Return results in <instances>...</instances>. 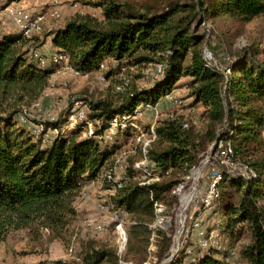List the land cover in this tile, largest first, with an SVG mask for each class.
Masks as SVG:
<instances>
[{
    "label": "trees",
    "instance_id": "16d2710c",
    "mask_svg": "<svg viewBox=\"0 0 264 264\" xmlns=\"http://www.w3.org/2000/svg\"><path fill=\"white\" fill-rule=\"evenodd\" d=\"M18 1L23 0H0V10ZM84 4L100 9L102 20L84 16L66 22L64 27L50 34L57 49L55 54L66 55L69 66L82 74L99 71L110 59L118 69L124 68L126 63H158L164 66L162 76L150 89L134 88L119 96L118 104L85 102L87 121L93 122L95 127L93 137L83 136L86 122L44 144L40 136L20 126L15 118L16 110L0 115V244L9 235V227L29 229L38 223L60 235L76 215L73 204L85 184L97 181L102 171L115 163L118 146H101L106 130L116 121L118 132L128 135L131 118L138 108L155 107L183 78L189 79L186 85L190 96L194 103L203 106L204 115L225 126L219 141L229 147L234 158L243 155L246 148L264 143V66L242 61L231 67L232 72L226 78L205 61L202 37L194 29L201 15L252 21L264 16V0H191L183 4L169 1L164 10L149 8L145 11L117 0H84ZM35 36L31 43L19 31L0 33V96L22 92L34 97L48 85L59 64L42 65L31 56V49L39 51ZM72 108L62 121L44 127L65 126ZM155 135L159 147L149 151L148 159L161 170V177L172 173L187 176L213 143L208 138L202 139L200 157L196 161L195 134L178 119L161 122ZM245 166L253 170L256 177L246 181L243 177L222 175L217 183L219 198L216 202L220 203L221 220L214 229L233 245L241 233L237 226L247 224L253 243L242 252L245 264H264L263 165L249 163ZM167 171L169 173L165 174ZM134 175L132 170L127 171L126 187L115 196L114 204L137 222L133 231L142 240L148 232L147 221L155 217V205L173 193L179 182L142 185ZM232 188L238 198L235 202ZM108 254L96 251L85 257L76 254V257L80 262L84 259L91 264H101ZM226 256L227 251L212 248L210 253L206 252L190 264H228ZM184 261L182 253L171 264H184Z\"/></svg>",
    "mask_w": 264,
    "mask_h": 264
},
{
    "label": "rangeland",
    "instance_id": "374dc122",
    "mask_svg": "<svg viewBox=\"0 0 264 264\" xmlns=\"http://www.w3.org/2000/svg\"><path fill=\"white\" fill-rule=\"evenodd\" d=\"M117 1L128 2L137 10L145 11L149 8L164 10L169 1L183 4L191 0ZM20 7L44 17L41 30L35 34V38L39 52L47 59L57 52L50 34L64 27L66 22L84 16L102 20L101 10L85 5L84 0H29ZM53 10L59 12V18L51 16ZM5 19L0 13L1 26V20ZM194 29L202 37L201 48L205 61L226 78L232 72L231 67L242 61L264 66V16L249 22H237L226 17L204 18L201 15ZM6 31L18 32V29L13 23L9 24ZM66 65L67 62H61L55 67L48 85L34 97L22 92H14L6 97L1 95L0 115L16 110L15 118L20 121L19 114L27 110V119L20 121V126L37 136L35 130L41 125L62 121L72 107L75 111L76 101L82 100L88 104L113 101L118 104L119 96L129 90L150 89L154 81L162 76L164 68L163 65L151 62L140 65L126 63L124 68L118 69L119 66L109 59L99 71L77 75L74 69L66 68ZM188 81V78L178 81L173 91L155 107L140 106L139 113L132 119L134 125H130L128 135L118 132L116 126L107 129L103 135L106 139L101 143L102 148L117 145L119 151L115 161L121 155L124 160L116 170L119 176L124 175V172L127 175V171L132 170L134 179L139 183L179 182L173 193L155 205V217L147 221L148 232L143 235L144 240L133 231L137 222L114 204V183L104 180L113 165L110 169H104L97 181L85 184L73 204L76 215L60 235L57 236L51 229L38 223L29 229L13 230L9 227V235L0 244V264H91L84 259L76 263L69 255L71 247L83 257L96 251L108 252V257L101 264H171L182 253L185 254L184 264H190L205 254L208 250L201 247L200 240L207 237L210 231L217 230L214 228L219 226L221 220L220 203L215 201L209 208L201 203L217 178L215 173L243 177L249 181L251 169L245 165L262 163L261 173L264 178V143L246 148L243 155L235 158L230 155L227 146L221 144L218 147L217 141L226 128L208 119L204 115L203 106L194 103L186 85ZM35 102L40 103L38 109H32ZM170 119H178L184 127L188 125L186 129L193 130L197 145L196 161L200 157L202 139L208 138L213 142L202 153L198 166L193 167L187 176L172 173L171 176L161 177V170L148 159L149 151L159 147L155 129L161 122ZM94 131L93 122L83 125L84 137H93ZM230 191L234 195L233 201H237L235 189ZM119 224L126 232L124 244L119 237ZM237 230L241 233L233 245L226 241L224 234L218 236L217 241L221 245L219 250L235 248L236 257L233 260L245 264L247 261L242 252L253 243V236L247 224L237 226ZM160 254H163L162 259Z\"/></svg>",
    "mask_w": 264,
    "mask_h": 264
},
{
    "label": "built area",
    "instance_id": "2783aa9c",
    "mask_svg": "<svg viewBox=\"0 0 264 264\" xmlns=\"http://www.w3.org/2000/svg\"><path fill=\"white\" fill-rule=\"evenodd\" d=\"M5 12L11 17L14 25L18 29L19 32L22 33V35L29 40L31 43H33V38L35 34H37L41 30V26L44 22V17L39 14H31L28 11H26L24 8L17 6V5H10L5 8ZM51 16L55 18H59L60 14L59 12L53 10L51 12ZM31 56L38 61L42 65H48L50 63L54 64H60L61 62H67L68 65H66V68H70L73 70L72 67L69 66V59L64 54H53L51 58L47 59V57L43 56L38 50L31 49L30 52ZM75 74L79 75V72L75 71ZM85 103L82 100H78L74 104L75 111L73 110V113L69 116L68 123L61 127V128H45L44 125H41V127L37 128L35 130V134L37 136L39 135L42 139V142L44 144L49 143L52 139L57 138L61 135H65L67 131H70V129H73L75 126L83 125L87 122V113L88 109L87 106H84ZM40 106L39 102H35L32 105V109H38ZM139 113V110L137 111V114ZM136 114V115H137ZM135 115V116H136ZM28 111L24 110L19 114L20 121L24 122L27 119ZM132 117L131 119H133ZM124 125V124H123ZM131 125H134V121L132 120ZM112 126L117 127L116 121L111 124ZM187 127V124L185 125ZM106 133V132H105ZM105 135V134H104ZM106 139V138H105ZM220 140V139H219ZM217 141L218 147L224 143ZM228 147V146H227ZM229 148V147H228ZM230 150V149H229ZM230 155L232 156V152L230 150ZM122 155L118 157L114 163L113 169H111L109 172H107L104 176L109 182L114 183L113 184V194L117 196V194H120L123 189L126 187V181L128 179L127 175L124 172V175L119 176L118 172L116 170L118 167L121 166L123 163ZM215 173V172H214ZM251 175L249 176V180L252 177H256V174L253 170H250ZM217 175L216 180L213 181V183L210 185L209 189L207 190V193L203 196L201 203L202 206L209 208L213 202L217 201L219 198V191L217 189V183L221 180V176L223 174L216 172ZM144 185V183H141ZM198 227V224L196 225ZM118 232L119 237L122 239L123 243L126 241V232L123 229V226L121 224L118 225ZM219 236V232L217 230H212L208 233L207 237H202L200 240V245L202 248H206L208 251L207 253L211 252L212 248L221 249V245L219 244V241H217V238ZM227 251V256L225 258V261L228 264H239L235 262L233 259L236 257V250L233 247H229L225 249ZM69 255L75 260L78 261L79 258L75 257L76 253L73 250V247L69 250Z\"/></svg>",
    "mask_w": 264,
    "mask_h": 264
},
{
    "label": "crops",
    "instance_id": "0c3cea01",
    "mask_svg": "<svg viewBox=\"0 0 264 264\" xmlns=\"http://www.w3.org/2000/svg\"><path fill=\"white\" fill-rule=\"evenodd\" d=\"M29 0H23V1H18V2H16V5L17 6H22V5H24L25 3H27ZM12 5H14V3L12 4ZM1 13V15L4 17H6V19L5 20H1L2 21V23H3V26H1L0 25V33L1 34H4V33H13V32H9V31H6V29H7V27L9 26V24H12L13 25V23H12V21H10L11 20V18L9 17V15L7 14V12H5V10H3V11H1L0 12ZM8 21H10V23L8 22ZM1 23V22H0ZM5 30V31H2V30Z\"/></svg>",
    "mask_w": 264,
    "mask_h": 264
},
{
    "label": "bare ground",
    "instance_id": "6f19581e",
    "mask_svg": "<svg viewBox=\"0 0 264 264\" xmlns=\"http://www.w3.org/2000/svg\"><path fill=\"white\" fill-rule=\"evenodd\" d=\"M194 169V168H193ZM200 173V172H199ZM196 178V177H195ZM189 179V178H188Z\"/></svg>",
    "mask_w": 264,
    "mask_h": 264
}]
</instances>
